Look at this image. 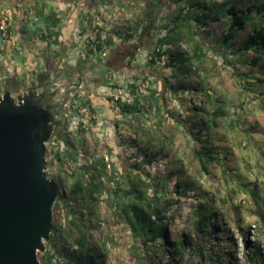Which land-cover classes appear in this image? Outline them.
I'll use <instances>...</instances> for the list:
<instances>
[{"label": "rangeland", "instance_id": "1", "mask_svg": "<svg viewBox=\"0 0 264 264\" xmlns=\"http://www.w3.org/2000/svg\"><path fill=\"white\" fill-rule=\"evenodd\" d=\"M203 1L215 10H227L232 3L247 11L245 29L237 33L230 51H236L258 28L264 31V0ZM250 7L253 11L248 12ZM180 10L168 0H130L123 10L120 7L119 12H108V18L119 24L126 22L128 29L136 31L152 26L155 35H164L165 27L171 25V19ZM39 12L36 10L37 16ZM218 17L219 22H208L209 35H205V40L220 53L224 49H216L217 41L228 32L231 17L222 14ZM182 51L192 55L193 44L185 41L172 48L175 54ZM219 53L211 50L188 75H181L177 67L162 69L157 85L150 79L149 94L125 107L120 118L110 100L98 91L106 74L102 66H91L89 59L79 60L76 54L67 57L65 51L54 61L50 80L63 68L58 84L75 81L66 76L81 66V87L88 96L98 91L107 99L108 113L102 108L99 121L105 128H113L115 134L108 140H100L96 130L69 133L65 119L55 129L47 175L60 182L62 198L58 197L54 205L53 231L45 243L51 264H250L246 254L253 245L260 244L264 251V53L256 65L250 62L252 52L235 55L229 52L227 57ZM89 66L91 73L87 75L83 68ZM0 72L3 77L1 65ZM33 76L29 83L25 77L22 84L37 83L40 87L50 81L40 82ZM9 80L14 97L30 87L11 77ZM168 81L177 93L170 90ZM51 89L56 90V86ZM216 109H220L221 116L214 126L211 119ZM199 131L210 148L221 150L218 161L208 164V171L194 154ZM62 135H66L67 143L59 139ZM101 158L109 165V171L117 169L118 176L114 181L102 179L99 194L92 192L90 178L93 163ZM129 168L146 183H153L148 190L149 201L167 218L171 241L187 240L183 257L175 255L171 243L145 246L121 216L122 205L133 200L122 181ZM76 182L81 183V190L73 195ZM177 186L186 195L178 194ZM200 203L208 204L217 214L211 229L199 227L194 211ZM74 220L89 229L88 262L77 246L84 231L71 224ZM64 247L70 250L69 256L65 255ZM39 261L47 264L42 254Z\"/></svg>", "mask_w": 264, "mask_h": 264}, {"label": "water", "instance_id": "2", "mask_svg": "<svg viewBox=\"0 0 264 264\" xmlns=\"http://www.w3.org/2000/svg\"><path fill=\"white\" fill-rule=\"evenodd\" d=\"M62 70L49 83L30 86L17 97L12 91L2 93L0 79V264H41L39 254L46 251L53 231V208L61 188L47 170L54 132L63 122V112L55 111L61 91L48 100L35 93L43 88L46 98ZM74 86L65 92L62 110L79 92L76 88L82 89L81 81Z\"/></svg>", "mask_w": 264, "mask_h": 264}, {"label": "trees", "instance_id": "3", "mask_svg": "<svg viewBox=\"0 0 264 264\" xmlns=\"http://www.w3.org/2000/svg\"><path fill=\"white\" fill-rule=\"evenodd\" d=\"M169 4H175L179 6L181 10L174 15L171 19V25L165 27L166 32L158 39L157 47H168V53L170 56V63L168 67H177L181 75H188L195 69L197 63L204 59L208 53L212 50L215 53H219L217 50H213L205 40V35H209L206 31V26H209V23H216L220 21V14L224 17H231V23L229 24V29L224 38L218 42L216 49H224L219 55L227 57V53L232 52L233 55L243 53L244 51L252 52L253 57L250 62L251 64H258L260 61L261 54L264 53V31L263 28H258L254 31L248 38L245 40L243 45H240L236 51H230L232 41L236 40V35L238 32L243 31L246 26V21L249 16L246 15L247 11H243L238 8L236 5H231L225 9H211L207 7L206 1L202 0H168ZM185 3V5H183ZM206 11V12H204ZM253 11V8H248V12ZM41 16H44V9L42 8L39 12ZM149 15L146 13V19L149 20ZM47 21L51 23L52 29L47 28L48 37L52 40L49 44L55 46H62V43L59 41L60 32L55 31L54 29L59 26L60 20L57 17L55 12H50L47 17ZM209 22V23H208ZM189 41L193 44V53L188 55L185 52H180L175 54L172 52V48L181 42ZM177 55V56H176ZM228 64H231V61H227ZM180 74H175V77H179ZM45 80H50V75L41 74L38 76V81L44 82ZM170 90L174 93H177L178 90L175 88L172 83L168 81ZM213 118L211 122L216 126V119L221 116L220 109H216L213 112ZM196 135V141L199 143L195 149L194 154L202 165L205 171H208V164L210 162L218 161V156L221 154L220 148L213 147L210 148L206 141L202 140V131H199ZM61 141H65L67 138L66 135L59 136ZM74 158V155H70ZM61 158L59 157L58 160ZM109 165L105 162L104 158H101L95 161L91 167V184L93 193H102V179H107L108 181H114L116 176H118L117 169L109 171ZM89 172V171H88ZM122 181H125L128 189L127 194L133 197V200L130 203L122 205L120 209V214L123 216L128 224L130 225L131 231L134 235H138L143 239V244L145 246L149 244H159V246H168L170 243L173 245V251L176 256L183 257L186 247L187 240L182 239L181 241L175 243L172 242V237L169 232L167 218L164 216L163 212L154 207L152 202L149 201L148 190L151 184L146 183L145 180L137 173H133L132 169L126 172V175L122 177ZM167 182V181H166ZM165 182V184H166ZM164 184V183H163ZM60 188H62L59 182ZM81 190V183L76 182L72 188V194L76 195ZM181 187L177 186V193L181 196L186 195L185 192H181ZM62 198L59 196V199ZM75 213V211H73ZM197 222L199 223L200 228L211 229L213 224H216L217 214L216 212L209 207L206 203H200L194 211ZM73 226L79 227L83 230V235L77 242L78 248H80L83 257L89 261L90 252L86 248L87 234L89 229L84 227V225H78L77 221L74 220L71 222ZM69 249L64 247V252L66 256H69ZM72 255H75L73 252ZM228 256V255H227ZM42 257L46 260L47 264H51L52 257L48 252L42 254ZM231 257V256H230ZM95 257H93L94 259ZM92 259V261H93ZM246 259L249 260L250 264H264V251L260 244H255L252 246V250L246 254ZM81 262H79L80 264ZM147 263V259H146ZM84 264V263H83ZM152 264V263H149Z\"/></svg>", "mask_w": 264, "mask_h": 264}, {"label": "crops", "instance_id": "4", "mask_svg": "<svg viewBox=\"0 0 264 264\" xmlns=\"http://www.w3.org/2000/svg\"><path fill=\"white\" fill-rule=\"evenodd\" d=\"M129 3L130 0H0V13H6L10 17L9 32L11 34L9 43L0 47L3 77L8 79L11 77L17 83L28 86L30 84H22V80L27 77L26 81L29 83L31 74H34V80L41 74L52 75L54 61L60 58L62 52L65 51L66 56L71 57L70 55L80 42L79 37L83 38L95 33L98 26L104 27L105 23L99 17L102 10H106L107 13L118 12L120 7L123 10V6ZM41 8L44 9V16L40 14L37 16L36 10L41 11ZM48 11L55 12L60 20L59 26L54 30L60 32L59 41L62 46L49 44L52 40L47 38V28L53 27L47 21ZM11 15L14 16L12 21ZM103 27H98L99 38L106 33ZM142 29L139 28L137 32L129 28L127 32L120 33L115 43H112V49L103 68L132 79L142 74L157 85L156 82L160 81L163 70L140 64L135 59L139 50L140 52L141 50L150 51L157 45L158 39L163 34L155 35L152 26L148 32H145L147 27ZM126 36H132V38L127 39ZM94 65L97 63L92 62L91 66ZM141 66L144 68L142 69ZM87 68L90 66L84 67L83 70L88 71L87 75H89L91 69L86 70ZM97 94L87 96L97 111L101 113V109L104 108L108 113L107 99Z\"/></svg>", "mask_w": 264, "mask_h": 264}, {"label": "built area", "instance_id": "5", "mask_svg": "<svg viewBox=\"0 0 264 264\" xmlns=\"http://www.w3.org/2000/svg\"><path fill=\"white\" fill-rule=\"evenodd\" d=\"M119 12V11H118ZM100 20L105 24L103 27L106 33L99 38L98 27L95 33L89 36L79 37V44L74 52L70 55H77L79 60L89 59L93 63L105 64L112 49V42L116 41L120 35V31L127 32L128 24L126 22L119 24L116 20L108 18L106 10L100 12ZM32 19V18H30ZM116 19V18H114ZM12 21V17H11ZM10 17L6 13H0V47L9 43L11 34L9 32ZM119 32V35H117ZM168 47H154L150 51L139 50L135 61L140 64H149L160 69H169L170 54L167 52ZM166 71V70H165ZM145 75L137 76L136 78H128L127 76L106 70L104 76V85L98 89L99 93L109 99V104L117 114V118L122 117V110L130 105L133 101L140 100L145 95L149 94L150 78ZM63 84H58L60 88ZM69 84V83H68ZM75 85V84H74ZM72 88L75 89V86ZM81 87V86H80ZM82 88V87H81ZM79 92L72 94L69 102L65 106L64 119L68 125V132L96 130L100 140H108L115 134L113 128H105L102 122L99 121L100 112L95 110L94 105L87 98L86 91L83 88H76ZM60 91L65 92V87L60 88ZM139 109L142 110V104H139ZM95 124V126H93Z\"/></svg>", "mask_w": 264, "mask_h": 264}, {"label": "flooded vegetation", "instance_id": "6", "mask_svg": "<svg viewBox=\"0 0 264 264\" xmlns=\"http://www.w3.org/2000/svg\"><path fill=\"white\" fill-rule=\"evenodd\" d=\"M150 29V26H147V30L145 31V32H148V30ZM141 38H143V35H141ZM138 46V45H137ZM144 47H145V45H143ZM106 70H110V69H106L105 68V71ZM81 66L80 65H78L77 67H76V69H74V71H72L70 74H68L67 76H70L71 74H72V77L71 78H69V79H76L75 81H73V82H71V83H69L70 85H74V84H76L77 82L79 83V81H81L80 79H81V77H82V75H81ZM1 79V91H2V93H5L6 91H13L12 89H13V86L11 85V81L8 79V78H6V77H1L0 78ZM39 86L37 83H35V84H33V86ZM29 86H32L31 84L30 85H28V87ZM43 86V85H42ZM41 87V86H40ZM73 86H71V88H69V89H66V91L67 92H70L71 91V89H73L72 88ZM57 90H59L60 91V89L58 88V87H56V90H52L51 88L48 90V93H47V96H46V98H42L43 97V94H44V90L42 89L41 91H38V92H36L35 94H37V95H40V97H39V99H41V100H48V97H49V95H51V93H53V92H56ZM65 91V92H66ZM65 92H62L61 91V93L59 94V95H61L62 97L60 98L59 96H57L56 97V100L58 101V106H57V108L55 109V111H57V112H63L62 114H64V110H65V106L63 107V110H62V103H61V101L65 98ZM25 93V92H24ZM23 93V94H24ZM63 119H64V116H63Z\"/></svg>", "mask_w": 264, "mask_h": 264}]
</instances>
